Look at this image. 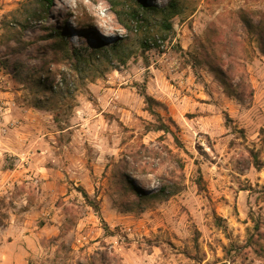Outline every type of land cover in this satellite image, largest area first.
Wrapping results in <instances>:
<instances>
[{
  "label": "rangeland",
  "instance_id": "rangeland-1",
  "mask_svg": "<svg viewBox=\"0 0 264 264\" xmlns=\"http://www.w3.org/2000/svg\"><path fill=\"white\" fill-rule=\"evenodd\" d=\"M181 5L145 48L110 0H0V138L27 130L7 166L37 173L0 194V264H264V0Z\"/></svg>",
  "mask_w": 264,
  "mask_h": 264
},
{
  "label": "trees",
  "instance_id": "trees-1",
  "mask_svg": "<svg viewBox=\"0 0 264 264\" xmlns=\"http://www.w3.org/2000/svg\"><path fill=\"white\" fill-rule=\"evenodd\" d=\"M53 0H43V3L46 4L47 7L51 6ZM112 8L117 15L119 21L125 26V28L132 32L134 29H137L139 32H143V38L141 41V44L145 48H150L153 45H159L157 42V39L155 36L150 32L151 31V15H158V22H156V25L160 27V30L162 31H171L173 29V23L171 19L179 15L182 12V5L181 0H169L164 5H159L157 3L155 4H149L143 0H137V5L130 7L126 9L125 5L119 6L121 4V1L117 0H110ZM259 27L258 31V37L262 40H264V30L260 25H257ZM58 40L63 42L64 40V33L62 31L57 30V37L54 41V44L58 43ZM124 39H119L118 41H115L113 43H100L94 46L93 49L87 50V48L83 47H75L72 49L73 55H75L76 59L79 62H88L91 63L93 56H98L97 52L99 53L103 49H112L114 51L118 50V48L123 44ZM63 45L66 47L67 53H64V56H70L69 47L67 46V43L64 41ZM96 53V54H95ZM234 52L230 54V56H233ZM72 55V54H71ZM241 62V61H240ZM142 95L145 98V102L147 103V109L149 112L157 116V125L156 128L158 130L163 131H171L169 124L162 118L159 112L155 111L153 104H161L159 100H157L152 95L146 93L145 91L142 92ZM170 121L178 127L177 123L170 119ZM175 139L178 141V136L174 135ZM254 164L258 169H264V162L259 159V157H254ZM132 186L136 189L137 194L140 196V198H150L159 195L158 193H149L145 190H141L140 188H137L132 184ZM167 187H163L161 189V192H166ZM173 189L169 186V191L167 190V194H172ZM85 197L88 198L87 193H83ZM94 204V203H92Z\"/></svg>",
  "mask_w": 264,
  "mask_h": 264
},
{
  "label": "crops",
  "instance_id": "crops-1",
  "mask_svg": "<svg viewBox=\"0 0 264 264\" xmlns=\"http://www.w3.org/2000/svg\"><path fill=\"white\" fill-rule=\"evenodd\" d=\"M6 93L7 92L3 91L0 87V101L2 100V97L7 96L5 95ZM13 130L14 131L12 133L0 138V194L3 189L16 186V183L19 182L20 179L24 177L29 178L31 176H35V174L37 175V173L35 172L36 165L33 160L30 161V164L25 165L23 163L24 160L21 162L22 159L20 160L18 158L16 159L17 167L12 168L10 166H7V163L11 161L9 160V158L14 159L11 158L12 153H16L20 156V158H23V154H25V152L27 151L26 147L30 146L33 142V139L30 138L27 130L18 128H15ZM40 176L45 175L41 174ZM25 236L26 240L33 239L31 234H26ZM3 257L6 261L11 262L16 258L12 255H5V250H3L0 245V259Z\"/></svg>",
  "mask_w": 264,
  "mask_h": 264
},
{
  "label": "built area",
  "instance_id": "built-area-1",
  "mask_svg": "<svg viewBox=\"0 0 264 264\" xmlns=\"http://www.w3.org/2000/svg\"><path fill=\"white\" fill-rule=\"evenodd\" d=\"M5 109H8L7 105H2L0 104V111H5ZM4 131L6 130L5 128H2Z\"/></svg>",
  "mask_w": 264,
  "mask_h": 264
}]
</instances>
